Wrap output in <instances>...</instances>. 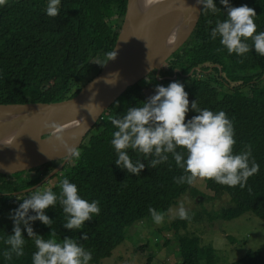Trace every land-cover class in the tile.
Segmentation results:
<instances>
[{"label": "trees", "instance_id": "16d2710c", "mask_svg": "<svg viewBox=\"0 0 264 264\" xmlns=\"http://www.w3.org/2000/svg\"><path fill=\"white\" fill-rule=\"evenodd\" d=\"M214 2L221 11L205 14L202 5L191 35L169 57L168 68L162 66L161 70L164 76H173L177 70L178 78L190 77L189 84L183 83L190 105L197 100L201 109L226 112L234 123L235 152L238 154L245 144H251L252 155L260 166L259 173L250 177L243 189L205 180L207 189L214 195L227 197V204L215 212L214 217L229 220L250 212L264 218V57L257 55L254 48L244 56L230 55L221 45L220 37L211 39L215 21L226 19L225 6L220 0ZM229 3L233 7L246 4L253 8L257 14V32L264 31V0H229ZM47 4L48 0H7L6 5L0 6V104L53 103L74 97L104 66L94 62L106 63L122 25L127 0H61L57 17L47 16ZM146 76L153 79L154 72ZM142 80L128 87L104 112L92 128H98L95 133L92 129L88 132L78 148L79 159L71 157L58 173L49 177H56L50 189L57 195L61 191L60 181L67 178L77 185L82 198L100 202V214L93 216L80 230L63 227L66 221L59 203L45 210L54 220L52 227L56 229L57 239L66 236L76 239L92 252L90 262L110 257L125 239L127 228L135 222L153 220L149 208L165 212L191 191V185L174 182V177L185 173L171 155L167 162L153 169L147 167L143 154L129 149L133 162L140 159L146 165L139 176L115 164L118 157L111 140L117 129L110 117H123L128 108L140 106L155 94V91L151 95L146 93L149 89ZM74 83L79 85L72 88ZM193 115L196 113L190 108L186 119ZM60 161L28 170L32 174L20 179H6V175L0 174V264H32L37 249L23 225L24 255L13 257L11 261L3 256L7 245L2 238L13 234L10 214L34 190L13 193L38 182ZM29 214L35 215L31 210ZM190 220L176 217L169 222L179 245V264H219L213 246L202 243L198 235L187 231ZM31 226L46 239L51 232V228L39 220ZM85 233L86 240L82 239ZM149 261L147 256L145 264ZM227 264H264V258L261 250L246 249Z\"/></svg>", "mask_w": 264, "mask_h": 264}, {"label": "clouds", "instance_id": "9594fccd", "mask_svg": "<svg viewBox=\"0 0 264 264\" xmlns=\"http://www.w3.org/2000/svg\"><path fill=\"white\" fill-rule=\"evenodd\" d=\"M6 3L7 0H0V6ZM196 3L203 5L202 13L205 14H217L221 11L214 0H196ZM220 3L226 8V19L215 21L211 39L220 37L221 45L230 55L235 53L244 56L254 48L257 55L264 57V31L257 32L255 10L246 4L233 7L229 0H220ZM60 6L61 0H48L45 10L47 16H59ZM208 23L212 24V21L209 20ZM249 40L252 41L251 44L248 43ZM116 56L115 51L109 52L107 61L114 60ZM94 63L103 66L107 62ZM189 105L184 85L176 81L167 87L157 85L154 95L140 106L128 108L123 117H110L111 124L117 129L111 140L118 157L115 160L116 166L139 176L146 165L140 159L133 162L129 149L143 154L147 167L153 169L167 162L171 155L177 167L185 173L174 177L177 184L193 185L197 180H213L221 185L245 188L248 179L260 170L252 155V145L245 144L237 154L234 123L226 112L201 109L197 100H193L190 107ZM190 108L196 115L186 119ZM46 127L58 128L55 122L46 124ZM57 139H62V130ZM67 154L76 159L80 157V151L75 146L67 147ZM59 187V195L51 189L39 191L38 187L10 214L14 227L13 234L2 238L7 245L3 251L5 260L11 261L13 257L24 255L26 241L21 227L23 225L27 237L34 241L37 249L33 253L32 264H90L92 252L76 239L67 236L57 239L56 229L52 227L54 220L45 214V210L55 208L59 203L66 221L63 227L71 231L80 230L93 216L100 214V202H89L82 198L77 185L67 178L60 181ZM30 210L35 215H30ZM149 212L156 224L164 222L165 213L154 208H149ZM174 215L181 220L191 219L183 203L175 210ZM37 220L51 228L47 239L34 232L31 223ZM82 239H87L86 233L82 235Z\"/></svg>", "mask_w": 264, "mask_h": 264}, {"label": "water", "instance_id": "95a60500", "mask_svg": "<svg viewBox=\"0 0 264 264\" xmlns=\"http://www.w3.org/2000/svg\"><path fill=\"white\" fill-rule=\"evenodd\" d=\"M201 9L196 0H168L147 8L144 0H127L112 49L116 58L106 60L74 97L53 103L0 104V174L22 173L61 160L38 182L13 194L31 192L58 173L71 158L67 147L79 148L104 112L128 87L151 71L159 77L163 63L191 35ZM176 73L177 70L173 77ZM53 122L58 128L46 127ZM68 126L75 127L68 132ZM60 130L62 139L58 140Z\"/></svg>", "mask_w": 264, "mask_h": 264}, {"label": "rangeland", "instance_id": "374dc122", "mask_svg": "<svg viewBox=\"0 0 264 264\" xmlns=\"http://www.w3.org/2000/svg\"><path fill=\"white\" fill-rule=\"evenodd\" d=\"M168 65L167 61L163 63L165 69ZM190 80V77L182 79L177 76H167L163 79L159 74V77L154 75L153 79L146 76L142 82L147 83L149 90L146 93L151 95L157 85L168 86L176 81L189 84ZM78 85L79 83H74L72 88ZM97 130L98 128L92 129L91 132L95 133ZM21 174L26 177L32 172L27 171ZM55 180V176L48 178L33 190H37L38 187L39 191L50 189L56 183ZM181 203L191 217L187 231L198 235L202 243L213 246L219 264H227L239 258L246 249L261 250L264 258V218L250 212H244L229 220L214 217V213L227 204V197L214 195L207 189L205 180H197L191 185V191L178 198L174 205L163 212L165 213L163 223L156 224L149 219L135 222L127 228L125 239L112 251L110 257L103 258L99 262H90V264H145L147 256L150 257L149 264H179V245L169 222L177 217L174 213ZM170 209L173 211L169 212Z\"/></svg>", "mask_w": 264, "mask_h": 264}, {"label": "bare ground", "instance_id": "6f19581e", "mask_svg": "<svg viewBox=\"0 0 264 264\" xmlns=\"http://www.w3.org/2000/svg\"><path fill=\"white\" fill-rule=\"evenodd\" d=\"M165 1H168V0H144V8H147V7H151V6H160L162 5ZM71 126V125H70ZM68 126L67 128V131L70 132L74 129L75 126L73 127H70Z\"/></svg>", "mask_w": 264, "mask_h": 264}, {"label": "flooded vegetation", "instance_id": "af4514ba", "mask_svg": "<svg viewBox=\"0 0 264 264\" xmlns=\"http://www.w3.org/2000/svg\"><path fill=\"white\" fill-rule=\"evenodd\" d=\"M164 67V66H163ZM165 68V67H164ZM162 67H160V75L163 77V79H164V77H167V76H164L163 74H162ZM174 71H176V70H174ZM27 171H24V172H22V173H26ZM22 176V174L21 173H19V174H15V175H6V179H9V178H11V179H17V177L19 178V177H21ZM23 177V176H22ZM27 177V176H26Z\"/></svg>", "mask_w": 264, "mask_h": 264}, {"label": "built area", "instance_id": "2783aa9c", "mask_svg": "<svg viewBox=\"0 0 264 264\" xmlns=\"http://www.w3.org/2000/svg\"><path fill=\"white\" fill-rule=\"evenodd\" d=\"M163 66V65H162Z\"/></svg>", "mask_w": 264, "mask_h": 264}]
</instances>
